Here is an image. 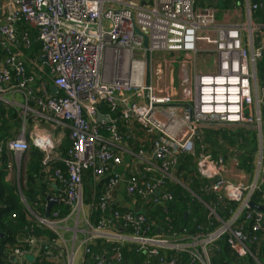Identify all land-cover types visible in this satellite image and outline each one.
<instances>
[{
	"label": "built area",
	"instance_id": "1",
	"mask_svg": "<svg viewBox=\"0 0 264 264\" xmlns=\"http://www.w3.org/2000/svg\"><path fill=\"white\" fill-rule=\"evenodd\" d=\"M195 1L143 0V5L139 0H0V37L6 54L4 61L0 59V103L8 88L24 91V114H32L28 109L32 103V109L54 129L68 130L70 146L63 159L65 171L63 174L56 169L53 175L61 183L59 203L70 206V213L63 219L57 218V212L49 219L36 218L56 234L54 244L58 242L60 226L73 224L72 242L75 244L78 238L80 241L77 247L72 245L64 264H74L79 251L83 255L88 253L87 245L97 238L108 243L129 240L142 245L140 249L152 256L158 255L159 248L174 244L158 236L147 237L145 232L150 226L145 215L137 211L122 216L114 212L109 219L93 224L89 215L94 206L86 208L83 202L81 175L84 170L91 168L94 177L107 179L96 201L100 211L112 206L114 189L121 182L125 183L128 197L137 193L144 202L159 204L172 199L162 186L166 179L175 181L170 172L178 156L193 153L199 124L256 126L257 133L262 131L264 85L257 86L255 63L262 58L263 45L261 41L255 45L254 37L258 38L255 32L261 30L253 25L251 15L263 5L248 4L246 24H223L216 22L213 7L199 8ZM20 23L36 33L41 68L45 69L43 73L58 95L53 96L45 82L35 88L34 76L27 73L25 62L12 50L20 44L17 34ZM136 29L147 36V48L143 47V38L135 33ZM243 35L247 37L245 43ZM21 42L26 48L30 46L27 32L22 33ZM201 52L211 60L205 71L195 69V57ZM164 53L184 55V62L193 68L188 77L185 105L174 102L171 62L157 58ZM107 61H110L109 68ZM102 106L109 113H102L99 110ZM98 116L107 121L99 122ZM121 122L128 128V134L119 130ZM133 123L146 136H155L150 153L156 164L144 150L131 151L139 159L144 177L125 176L116 171L122 166V155L130 152L126 149V139L131 135L127 125ZM48 135L28 134L30 144L43 153L45 160L51 158L60 141ZM3 145L16 155L29 149L24 131L1 143L0 154ZM234 165L236 168V162ZM195 170L207 183L203 192L214 193L220 200L237 202L239 209L211 234L191 238L187 248L171 246L172 249L192 248L186 251L201 264H209L206 245L228 234L227 243L238 257H253L247 243L253 244L256 237L245 235L241 226L233 228L232 225L245 212L244 220L251 222L252 232L262 227L264 211L249 208L248 202L264 183V158L260 154L258 172L250 184L226 179L227 166L222 157L214 159L200 153ZM210 214L216 216L214 210ZM118 219L124 222L123 227L132 228L131 234H124V228H115L113 221ZM22 240L29 249L16 248L13 255L19 259L45 243L34 237ZM196 246L200 252L195 251ZM47 257L50 263L58 264V257L50 253ZM115 259L119 264L120 255L116 254ZM93 261L106 264L101 256H95ZM164 264L178 263L171 259Z\"/></svg>",
	"mask_w": 264,
	"mask_h": 264
},
{
	"label": "trees",
	"instance_id": "2",
	"mask_svg": "<svg viewBox=\"0 0 264 264\" xmlns=\"http://www.w3.org/2000/svg\"><path fill=\"white\" fill-rule=\"evenodd\" d=\"M252 2H258L257 4L261 3L263 5V8L252 12V18L258 21V23L264 24V0H252ZM227 5V3H224L223 7H227ZM195 6L199 8L205 6L212 7L213 4L210 0L208 2L206 0H196ZM24 32L28 33L30 39V46L28 48L21 42V36ZM34 33V30L25 24H18L17 34L21 46L19 49L15 47L12 50L14 52L20 50L31 59H35V54L41 55L40 43L36 40L37 35ZM32 36L33 38H30ZM257 39L254 37L255 45ZM5 58L6 54L1 46L0 59L4 61ZM256 79L257 86L261 87L264 85L263 51L262 58L256 61ZM99 110L102 113H109L106 106L100 107ZM261 121L264 122V107L261 108ZM123 124V122L118 123L120 131L124 128ZM127 127H129V124ZM132 127L134 129V136L131 137L130 135L126 139V144L130 151H137L145 147L148 149L149 146H146L147 139L153 140L155 136H146L137 123H133ZM263 127L264 125H262V139ZM127 129H124V131ZM59 130L65 134V138L62 139L60 146L56 150L55 161L53 163L51 161L46 162L50 163L49 166L45 168L42 163L44 159L43 153L31 145L29 146V150L22 156V161L27 158V163L23 173L20 170V192L15 181L6 180L9 159L6 156L5 150L2 149L0 154V264H9V257L14 256L13 252L16 248L27 251L29 247L22 239L29 237H34L49 245L48 249H43L41 247L42 244H38L36 251L38 250L39 256L33 264H53L48 261L47 253L58 257V264L65 263L66 252L58 244L53 243L57 239L56 234L40 224L28 212L20 198L21 193L27 207L36 217L44 215L45 199L48 194H51V188L45 176L49 179L50 176H53L56 169H59L64 174L63 159L70 146L68 130ZM15 134L12 135L9 132L7 121L3 117V112L0 111V144L14 139ZM102 134L107 135L104 130H102ZM210 136L213 137V140L199 141L197 129L193 153L178 156L177 164L170 172L175 181L166 179L162 186L163 191L172 196L170 201H161L159 204H153L152 202L146 203L138 198L139 196H136L137 193L133 197L129 196L134 201L133 204H137L136 207L141 208L140 214L145 215L150 226L149 230L145 232L147 237L151 238L159 235L160 238L170 243L175 244L177 241L179 243H190L191 238L197 235L205 236L211 234L221 225V222L226 223L238 211L239 204L237 202L220 200L218 195L202 191V188L207 183L196 173V157L200 153L208 154L214 159L220 156L225 163L235 158L236 167L247 175L249 179H252L257 164L254 161V154L257 151V132L254 129L244 127L236 129L226 128L212 130ZM137 139H144V142ZM128 174L136 175L131 174V172ZM81 179L83 202L90 207L94 206V208L90 209L89 215V219L93 224H96L101 219H109L114 212H117L120 216L128 212H136L132 208L114 205L113 198L112 206L107 207L104 211H100L96 207V201L102 194L107 179L104 177H94L91 168L82 172ZM250 201L257 206H262L264 209V183L251 195ZM70 210V206L57 203L51 207L50 216L52 213L57 212V218L63 219L70 213ZM210 210H214L217 217L210 214ZM12 214L15 215V218L11 217ZM244 214L245 212L238 216L232 227L237 228L241 226L242 232L245 235L256 237L253 244L247 243L248 250L253 257L249 255L238 257L228 245L227 239L229 235L226 234L206 245L209 264H264V222L258 232H252L251 222L244 220ZM113 224L115 228H124L123 233L126 235L131 234L133 231L128 225L123 227L124 222L121 219L114 220ZM159 230L161 231L160 234H158ZM87 248L89 252L84 254V264H94L93 259L95 256H101L106 264H116V254L120 255L119 264H163L171 259H175L178 264H201L193 258L190 252L186 251L191 250L190 248L183 251L174 249L164 251L159 248L158 256H152L148 252L144 253L145 249H140V246L135 242L123 240L118 243H108L103 238L94 239L87 245ZM195 251L200 252V248H196Z\"/></svg>",
	"mask_w": 264,
	"mask_h": 264
},
{
	"label": "crops",
	"instance_id": "3",
	"mask_svg": "<svg viewBox=\"0 0 264 264\" xmlns=\"http://www.w3.org/2000/svg\"><path fill=\"white\" fill-rule=\"evenodd\" d=\"M139 1H141V4L144 5V2H142L143 0H139ZM210 1L213 4L212 7L216 11V13H215L216 22L217 23H223V24H227V23H230V24H232V23L233 24H246L247 23V6H248V4L253 5V4L258 3V2L253 3L252 0H235V1L210 0ZM206 2H208V0H206ZM224 3L228 4L227 7H223ZM251 19H252L253 25L256 26L257 30H261V32H259V33L255 32L256 33L255 35L259 39V40L257 39L256 46H258L259 42L261 41L262 45H263V52H264V24L258 23V21H255L252 18V15H251ZM30 38H33V36ZM242 39H243V42L245 43V36L244 35H243ZM36 40H37V38H36ZM1 44H2V40L0 37V47L2 46ZM20 46H21V44H17L15 47L17 49H19ZM14 53H17L21 56V58L25 62L26 71L29 73V75L34 76V78L36 80V84H35L36 86H38V84L41 82H45L49 87H51L50 86L51 84L48 80V77L46 76V73H43V71L45 69L41 68L40 55L38 56V54H35L34 55L35 59H31L29 56L25 55L20 50H17ZM164 54L165 55L163 57V60L166 61L167 57L171 54H166V53H164ZM173 56H175V55H173ZM184 61L185 60L183 59V63L179 66V75H178L179 84H178V87L177 88L174 87L175 93H174L173 99H174V102L176 105H185L186 104L185 99L187 97V87L189 86V78L188 77H190L192 72H193V68H191V66H189ZM106 64L108 65V68L111 66L110 61H107ZM255 67H256V63H255ZM180 68H181V71H180ZM171 71L173 72V69H171ZM165 80L166 79H164L163 81H165ZM171 80H172L173 86H174V81L172 79V76H171ZM162 85L163 84L161 83L160 86H162ZM49 90H50V88H49ZM50 93H51V91H50ZM52 95L53 96L58 95V92H57V94H52ZM1 102L2 103H0V108H2V109H0V111L3 112V117L7 121V124L9 126V132L12 135H14L16 132L15 136H18L21 131H24V134H25L26 138L28 139V133L35 132V133L42 134L45 136H47V134H50L54 138L55 141L60 140L58 142L55 150L51 153V158L48 160L43 159V161H42L45 168L50 165V163H46L47 161H51V163H53L55 161L56 150L60 146L62 139L65 138V136H64L65 134L60 132L59 129H54L53 125L51 123L43 120L40 117V115L37 114V112H35L34 109H32V107L34 106V104H32V103L28 105V109L31 110V112H29V113H32V114L27 115V113L26 114L23 113V105L25 104L24 91H16V90L14 91L13 89L8 88L2 94ZM24 119L27 121L25 125H23ZM220 125H222V124H206V123L199 124V126H198L199 141H201V140L205 141L207 139L213 140V137L210 136L212 133V130L226 129V128L236 129V127H234V126L229 127V126H220ZM132 126H133V124H129V133H131V137L134 136V134H133L134 129ZM239 126H237V128H240ZM241 127H243V126H241ZM244 128L253 129L252 127H244ZM124 129L125 128H123V130L121 132L123 134H128L127 130L124 131ZM50 135H48V136H50ZM58 135H61V136L59 137ZM257 135H258V133H257ZM147 136H149V135H147ZM134 138H136V137H134ZM258 138H259V136H258ZM137 140L144 142V139H142V140L137 139ZM261 142L263 143L262 131H261ZM146 146H149L148 149H146V147H145L142 150H144L146 152L148 158L151 161L155 162L152 158L151 153H150L151 139H147ZM262 146H263V144H262ZM2 149L5 150L6 156L9 159L8 163H7L6 180L7 181H15L16 186L20 192V184H19L20 170H22V173H23V171L25 170V167H26V163H27V158H25L22 161V156L25 153L21 154V155H16L15 153L7 150L4 145L2 146ZM126 149H129L127 144H126ZM132 152L135 153L136 151H132ZM132 152L130 151L128 154L122 155V166L116 168V171L119 174L125 175V176H129L130 174H128V173H130V172H131V174H136L139 177L146 176V174L141 170V163H140L139 159L136 156H134L135 154H133ZM235 162H236L235 158L233 160H229L226 162L227 170L224 173V177L226 179H228L229 181H232V182H242L244 184L252 183L254 178L249 179L248 176L245 175L241 170H239L237 167L235 168V165H234ZM155 164H156V162H155ZM45 174H46V172H45ZM45 178L49 182V185L51 188V190H50L51 194L50 195L48 194L47 197L50 196V197L58 200V197L60 195L61 183L54 178V175L50 176L49 179L46 176H45ZM20 197H21V202H22L23 196L21 195V193H20ZM113 200H114V205H118V206L123 207V208L124 207H128L130 209L132 208V209H135L137 212H141V208L136 207L137 204L136 205L133 204L134 201H132L126 195L124 182L119 183V185L116 187V189L113 193ZM57 202H59V200ZM45 206H46V199H45ZM85 206H86V208L88 207L90 209V207L88 205H85ZM44 212H45V210H44ZM72 225L73 224H71V223L61 225L60 226L61 230L58 231L59 238H58V240H57L58 242L56 244H58L60 247H62L64 249V251L66 252V254H71L72 245L77 247L79 244V241H80V238H78L76 243L73 244V242H72L73 234L72 233L74 230H73ZM160 232L161 231L159 230L158 234H160ZM43 245H48V244L43 243L42 246ZM187 245H189V243H179L177 241V242H175V244H171L170 246L165 247V248L161 247V249H163L164 251L173 250L171 246L186 247ZM196 248H197V246H196ZM38 256H39L38 250L25 254L21 259L14 257V256H11V257H9V262H10L9 264H33ZM83 258H84V255L79 251L76 254V258L74 259V261H76V259H77L78 260L77 264H81ZM58 263H59V261H58Z\"/></svg>",
	"mask_w": 264,
	"mask_h": 264
},
{
	"label": "rangeland",
	"instance_id": "4",
	"mask_svg": "<svg viewBox=\"0 0 264 264\" xmlns=\"http://www.w3.org/2000/svg\"><path fill=\"white\" fill-rule=\"evenodd\" d=\"M245 36V42H247V37L246 35ZM204 47V46H203ZM175 55V56H173ZM163 57L164 55L162 54H158L157 55V58L159 61H164L163 60ZM171 57V58H170ZM185 56L183 55H176V54H171L167 57V62H171V67L173 69V72H172V79L174 81V87L177 88L178 87V84H179V79H178V75H179V66L183 63V59ZM195 69L197 71H205V67H206V64L208 65H211V60L208 61V57H206V53H199L196 55L195 57ZM180 71H181V68H180ZM259 87V86H258ZM260 88V87H259ZM26 120L24 119L23 120V125L26 124ZM262 125H264V122H262ZM146 135V134H145ZM16 137V136H15ZM263 146H262V153L264 155V127H263ZM203 149V148H202ZM258 154H259V142L257 140V151L255 152L254 154V161L256 162L257 161V158H258ZM150 243L154 244V243H157L155 241H150ZM138 246H142V245H138ZM78 263V260L76 259V261H74V264H77Z\"/></svg>",
	"mask_w": 264,
	"mask_h": 264
},
{
	"label": "water",
	"instance_id": "5",
	"mask_svg": "<svg viewBox=\"0 0 264 264\" xmlns=\"http://www.w3.org/2000/svg\"><path fill=\"white\" fill-rule=\"evenodd\" d=\"M135 33L138 34V35H140V36H142V38H143V47L144 48H147V36L145 34H143L142 32H140L138 29L135 30ZM50 91H51L52 94H57V92H58L54 87H50ZM97 120L99 122H102L103 120L107 121V119L105 117H101V116H98L97 117ZM220 126H229V127L234 126V127L237 128V126H239V125H234V124L233 125H224V124H222ZM239 127H241V126H239ZM252 128L253 129H256V126L255 127H252ZM258 136H259L258 142H259V149H260L261 148V132H258ZM256 169L258 171V167ZM216 180L217 179H215L214 181H216ZM57 201H58L57 199H54V198H52L50 196H48L46 198L45 212H44V215H43V218L44 219H49L50 209L53 206V204H57L58 203ZM22 202L25 204V202H24L23 199H22ZM248 207L249 208H252V209H255V210H259V211H264V209H263L262 206H257L255 204H253L251 201L248 202ZM27 209L31 213V211L29 210L28 207H27ZM42 248L43 249H48L49 246L48 245H43Z\"/></svg>",
	"mask_w": 264,
	"mask_h": 264
},
{
	"label": "clouds",
	"instance_id": "6",
	"mask_svg": "<svg viewBox=\"0 0 264 264\" xmlns=\"http://www.w3.org/2000/svg\"><path fill=\"white\" fill-rule=\"evenodd\" d=\"M29 134V133H28ZM26 137V136H25ZM26 140H27V142L29 143V146L31 145L30 144V141L26 138ZM32 146V145H31ZM35 148V147H34ZM29 150V149H28ZM38 150V149H37ZM39 151V150H38ZM24 154V153H23ZM260 154H261V156L264 158V156L262 155V143H261V148L259 149V154H258V158H257V164H256V168L258 167V161H259V156H260ZM257 169L255 170V172H254V176H253V178L255 179V177H256V175H257ZM21 198V197H20ZM25 202V201H24ZM59 203V202H58ZM24 204V203H23ZM26 205V203L24 204V206ZM26 207V209H27V205L25 206ZM28 210V209H27ZM29 212V211H28ZM30 213V212H29ZM32 216H34L35 218H41V217H36L32 212L30 213ZM43 218V217H42ZM49 218H50V214H49ZM157 236H159V235H157ZM160 237V236H159ZM187 248V247H186ZM190 249H192V248H190ZM175 250V249H174ZM178 251H180V250H178Z\"/></svg>",
	"mask_w": 264,
	"mask_h": 264
}]
</instances>
